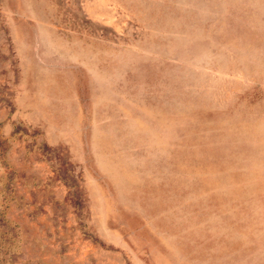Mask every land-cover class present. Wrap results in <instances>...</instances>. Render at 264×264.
I'll list each match as a JSON object with an SVG mask.
<instances>
[{
  "label": "rangeland",
  "instance_id": "1",
  "mask_svg": "<svg viewBox=\"0 0 264 264\" xmlns=\"http://www.w3.org/2000/svg\"><path fill=\"white\" fill-rule=\"evenodd\" d=\"M0 264H264V0H0Z\"/></svg>",
  "mask_w": 264,
  "mask_h": 264
}]
</instances>
